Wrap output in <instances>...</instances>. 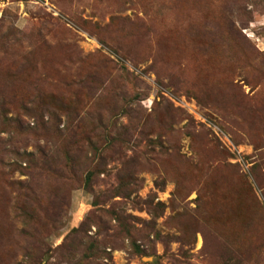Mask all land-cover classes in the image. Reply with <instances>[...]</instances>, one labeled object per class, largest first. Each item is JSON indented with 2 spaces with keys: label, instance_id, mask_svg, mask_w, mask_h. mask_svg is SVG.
<instances>
[{
  "label": "rangeland",
  "instance_id": "obj_1",
  "mask_svg": "<svg viewBox=\"0 0 264 264\" xmlns=\"http://www.w3.org/2000/svg\"><path fill=\"white\" fill-rule=\"evenodd\" d=\"M0 264H264V0H0Z\"/></svg>",
  "mask_w": 264,
  "mask_h": 264
}]
</instances>
